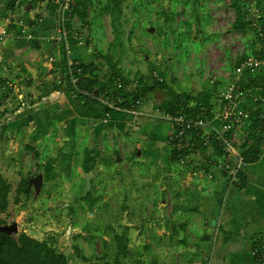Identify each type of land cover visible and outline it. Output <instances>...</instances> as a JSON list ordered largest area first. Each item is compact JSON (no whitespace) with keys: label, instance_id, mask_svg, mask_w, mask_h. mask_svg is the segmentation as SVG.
I'll return each mask as SVG.
<instances>
[{"label":"crops","instance_id":"obj_1","mask_svg":"<svg viewBox=\"0 0 264 264\" xmlns=\"http://www.w3.org/2000/svg\"><path fill=\"white\" fill-rule=\"evenodd\" d=\"M88 2L83 15L78 3L72 14L63 15L71 31L67 50L63 41L49 38L60 19L57 3L0 0V26L8 18L14 28V34L0 42V84L7 82L0 89L1 169L7 172L12 166L18 175L30 166L42 175L43 186L62 188L61 194L55 191L62 203L101 206L108 201L128 206L133 225L128 224L143 234L144 249L145 239L151 242L158 237L172 243V252L191 254L186 264H253L252 250L264 242V152L247 162L240 181L233 184L213 165L217 145L216 153L181 163L168 139L171 124L160 108L167 97L164 88H154L133 107L138 128L133 129L132 115L122 108L110 110L104 122L105 98L86 99L59 82L67 63L91 64L97 68L92 74L97 81L115 66L124 89L114 102H124L123 91L129 96L140 88L141 74L121 64L132 30L125 36L119 21L106 22L105 15L111 16L118 6L113 0ZM20 19L33 25L26 33L15 24ZM79 36L90 45H79ZM260 50L261 46L250 54ZM228 73L194 84V96L180 90L190 97H184L185 102L214 115L223 106L220 92L228 83ZM175 80L170 77L169 85L175 87ZM239 82L246 94L243 105L264 114V64L254 72L244 71ZM156 120L167 121L168 126ZM211 125L217 127L218 122L214 119ZM246 128L241 130L249 134Z\"/></svg>","mask_w":264,"mask_h":264},{"label":"rangeland","instance_id":"obj_2","mask_svg":"<svg viewBox=\"0 0 264 264\" xmlns=\"http://www.w3.org/2000/svg\"><path fill=\"white\" fill-rule=\"evenodd\" d=\"M119 2L120 5L123 3V8L117 21L122 24L125 36L128 30H132L129 34L130 45L125 44L123 50L119 47L123 55L121 64L124 67L129 64L131 72L138 70L145 77L154 72L160 77V72L163 85H169V79L174 75L177 85L171 87L176 88L180 94H184L181 91L188 90L189 94L194 96V84H199L206 78L209 82L210 78L213 80V77L222 76L225 71L232 72L240 57L252 53L261 45L258 44L257 31L252 26L244 31L232 27L235 10L231 0ZM240 4L247 12V20H257L255 10H258L262 16L258 24H264V0H240ZM108 15L109 13L105 15L106 22L111 24L114 19L112 14ZM108 31L111 34L109 27ZM112 48L115 49V46ZM133 65L137 69H132ZM159 121L168 126L167 121ZM3 164L4 161L0 159V174L10 185V205L2 217L6 220L5 225L16 224V231L10 233L15 238L19 231L24 230L41 240H46L65 253L68 264L113 263L117 251L114 232L124 233L127 238L130 255L127 262L186 264V258H191V254L172 252L174 247L172 243L165 244V238L162 240L155 237L151 242L148 238L145 239L148 247L144 249L143 234L138 232V228L131 226L133 222L130 221L128 206L111 205L108 201L101 206L68 204L66 200V203H62L63 199H59L62 188L54 190L53 185L46 186V183L43 186V178L36 186L33 179L39 173L31 171L30 166L24 167L21 174L17 175L14 174L12 166L7 167L10 171L4 172L1 169ZM21 177L28 179L33 190L28 197L22 194L21 199L16 202L14 192ZM55 191L61 192L56 195ZM5 225H1L0 229ZM162 230L164 228L158 229V232Z\"/></svg>","mask_w":264,"mask_h":264},{"label":"built area","instance_id":"obj_3","mask_svg":"<svg viewBox=\"0 0 264 264\" xmlns=\"http://www.w3.org/2000/svg\"><path fill=\"white\" fill-rule=\"evenodd\" d=\"M52 1L58 5L60 19L53 24L54 33L49 35V38L63 41L65 43V48L68 50V37L71 31L63 23V15L69 16L73 13L76 0ZM256 17L257 20L254 18L250 20H254L251 25L257 31L256 34L261 43L260 46L263 56L258 57L253 54L247 55L234 67L232 72L228 73V83L220 92V98L223 101L222 108L214 115H210V112L206 108L201 107L200 114L195 117H187L183 112V109H180L176 115L169 113L163 114L164 119L171 124V133L169 134L170 142L173 147L185 152V155L181 157L179 161L185 163L186 159L189 157L199 158L202 157V155H212L213 153H216L215 145H217L218 154L216 155L218 157L213 161V165L225 174L229 184L238 183L240 181V172L247 164L243 156L242 145L244 143L250 144L253 141L248 137L246 131L241 130L245 126L247 128L249 127L253 111L243 105V98L246 94L239 81L240 76L244 71L250 73L254 72L264 64V24H258V20L262 17L258 10H255V18ZM38 20L40 21L41 17H39ZM5 23V25L0 26V42L3 41L5 37L14 34V28L9 26L10 19L6 18ZM15 24L18 25L20 33H26L29 26H33L22 19L18 20ZM27 35L30 36L29 34ZM77 43L79 45L87 44L81 36L77 38ZM87 45L89 46L90 44ZM50 60L55 62L54 58H50ZM78 64V62L67 63L64 72H68L70 77L68 79L74 86L78 83L79 77L77 75L81 72V68L77 67ZM73 67L76 68V72ZM151 76L150 82L153 81V78L160 79L156 72ZM59 79V82L62 81V77ZM6 84L7 82H5V84H0V89H4ZM121 86L122 84L118 83L116 87ZM104 103L110 107L119 109L114 101H104ZM140 103L141 100L139 99L137 104ZM125 111L132 115L133 129L138 128L137 111L135 109H125ZM108 117L109 112H104L103 121H107ZM257 118L264 122V114L257 113ZM214 119L218 122L217 127L211 125V121ZM257 131L260 132L259 129ZM193 132H195L194 135L201 137V145L199 147L194 146L192 139ZM259 150L264 152V135L260 141ZM252 255L254 256L253 264H264V242L259 243L258 247L253 248Z\"/></svg>","mask_w":264,"mask_h":264},{"label":"trees","instance_id":"obj_4","mask_svg":"<svg viewBox=\"0 0 264 264\" xmlns=\"http://www.w3.org/2000/svg\"><path fill=\"white\" fill-rule=\"evenodd\" d=\"M113 1L118 6V9L112 12V17L114 21H117L119 12L121 11L120 2L119 0ZM76 3L79 4L80 8L78 9L83 15L89 3L88 0H76L73 11L76 10ZM231 5L235 10V19L232 23V27L240 31L246 30L249 26L251 27V24L254 22V20H246L247 12L245 9H242L240 0H231ZM115 26L116 24H114V27ZM255 56L262 57V50H260V53L257 52ZM243 58L244 57H242L241 60ZM240 61L237 64H239ZM108 63H110V61ZM77 67L81 68V72L77 75L79 77V81L76 86L70 83L68 79L70 78L68 72L62 75L61 81L77 95H82L84 98L90 99L92 101H94L98 95L105 98L107 101H115L114 99L117 97V92L124 89L122 86L116 87L119 83L120 77L118 75V72L115 70V66H112V72L109 73V75L104 74L103 78L100 79V81H97L96 78L92 76L97 68H95L91 64L81 62ZM73 68L76 72V68ZM151 77L152 76H139L138 83L140 84V88L135 90L132 94L129 93V96L128 93L123 91V96L126 97L123 98L124 102H114L115 105L122 109H133L135 105H138L137 101H139V98L141 96H145L148 92L158 87L160 89L164 88L166 90L165 92L167 93V97L160 103V108L164 113L176 115L180 109H183V112L187 115V117H195L200 114L201 107H199L198 105L192 107L188 104V102H185L186 100L184 99V97L187 100L190 98L188 95L178 93L173 87L169 86L168 84L163 85L160 79L153 78V81L150 82ZM84 90H86V93L84 92ZM102 105L104 106V112H109L110 110L114 109V107H110L107 104ZM258 129L260 130V132L257 131ZM248 130V137L253 141L250 144L244 143L242 145V147L244 145L246 146V149L243 151V156L246 162H250L256 159L261 152L259 150V144L262 136L264 135V122L263 120L257 118V112H252L251 123L249 124ZM194 133L195 132L192 133L194 146L199 147L201 145V137L194 135ZM173 148L174 153L179 158L185 155L184 151L178 150L175 147ZM32 190V185L29 183L28 179L22 178L15 188L14 201H19L22 194L28 197L31 194ZM9 193L10 185L0 174V226L6 224V220L2 217V214L7 212V209L10 205ZM115 237L117 240V251L113 259V263L107 262L106 264H134L127 262V259L130 255L127 248V238L125 234L123 233L119 235L116 233ZM258 246L259 244H257L255 247ZM0 264H68V260L65 253L57 250L55 246L49 244L46 240H41L24 230L19 231L17 237L15 238L5 229H0Z\"/></svg>","mask_w":264,"mask_h":264},{"label":"water","instance_id":"obj_5","mask_svg":"<svg viewBox=\"0 0 264 264\" xmlns=\"http://www.w3.org/2000/svg\"><path fill=\"white\" fill-rule=\"evenodd\" d=\"M42 180V176L40 174H38L34 179H33V183L37 186ZM86 182L88 184V177L86 179ZM88 187V186H87ZM16 224H11V225H8V226H4V228L2 229H5L8 233H11V232H15L16 231Z\"/></svg>","mask_w":264,"mask_h":264}]
</instances>
